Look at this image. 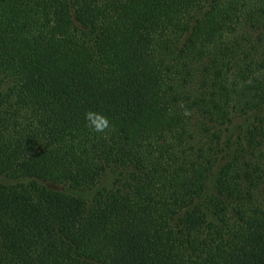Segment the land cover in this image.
I'll use <instances>...</instances> for the list:
<instances>
[{
  "label": "trees",
  "instance_id": "16d2710c",
  "mask_svg": "<svg viewBox=\"0 0 264 264\" xmlns=\"http://www.w3.org/2000/svg\"><path fill=\"white\" fill-rule=\"evenodd\" d=\"M0 264H264V0H0Z\"/></svg>",
  "mask_w": 264,
  "mask_h": 264
},
{
  "label": "clouds",
  "instance_id": "9594fccd",
  "mask_svg": "<svg viewBox=\"0 0 264 264\" xmlns=\"http://www.w3.org/2000/svg\"><path fill=\"white\" fill-rule=\"evenodd\" d=\"M85 121L88 128L98 134L104 133L110 127V121L107 116L100 112L88 111L85 113Z\"/></svg>",
  "mask_w": 264,
  "mask_h": 264
}]
</instances>
